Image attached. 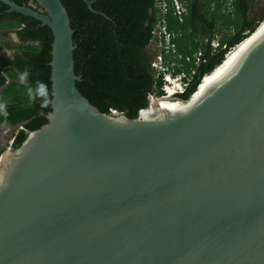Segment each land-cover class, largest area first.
Instances as JSON below:
<instances>
[{
    "label": "water",
    "instance_id": "95a60500",
    "mask_svg": "<svg viewBox=\"0 0 264 264\" xmlns=\"http://www.w3.org/2000/svg\"><path fill=\"white\" fill-rule=\"evenodd\" d=\"M1 1L54 40L48 121L1 156L0 264H264V36L182 113L142 115L197 90L131 118L78 88L62 0Z\"/></svg>",
    "mask_w": 264,
    "mask_h": 264
},
{
    "label": "trees",
    "instance_id": "16d2710c",
    "mask_svg": "<svg viewBox=\"0 0 264 264\" xmlns=\"http://www.w3.org/2000/svg\"><path fill=\"white\" fill-rule=\"evenodd\" d=\"M14 1L43 8L39 0ZM164 1L166 12L159 0H94V9L84 0H62L77 45L75 67L77 75L82 76L77 86L103 112L111 114L116 110L134 118L149 105L150 94H165L163 73L158 74L152 66L149 49L159 23L167 25L176 45V53L166 56L173 73L184 70L190 74L196 70L190 86L177 94L187 100L198 89L201 78L222 64L226 53L251 36L264 21V10L260 17L252 15L256 0H180L187 7L182 15L176 12L174 0ZM219 26L224 27L221 44L227 47L215 49L211 41ZM0 29H15L20 41L14 45L6 42L8 49H16L14 54H0V88H3L0 103L6 104V114L0 113V123L22 126L11 144L16 148L30 131L48 121L52 110L54 35L42 21L9 11L1 0ZM200 50L198 64L195 54ZM25 69L30 75L21 83L19 74ZM37 80L49 87L47 107L42 108L39 99L31 102L27 95V88Z\"/></svg>",
    "mask_w": 264,
    "mask_h": 264
},
{
    "label": "built area",
    "instance_id": "2783aa9c",
    "mask_svg": "<svg viewBox=\"0 0 264 264\" xmlns=\"http://www.w3.org/2000/svg\"><path fill=\"white\" fill-rule=\"evenodd\" d=\"M161 6L163 7L164 12L167 11V4L164 0H159ZM174 2L178 3L177 0ZM176 12L179 15H182L183 11L181 9H176ZM173 35L167 30V25L165 23H159L157 29L155 30V37L152 40V43L149 46L152 54V66L158 71V74L163 73V85L162 89L164 90L166 95L172 96L177 95L179 93L184 92L188 86H190L191 81L193 80V76L196 73L194 69L190 74L186 71L182 70L176 74L173 73V69L169 65V60L166 59V56H169L171 52L176 53V45L172 42ZM208 40V39H207ZM156 43V44H154ZM211 44L215 49L219 47L226 48V44H221V37L219 34H216L215 37L212 38ZM233 47L227 55L234 50ZM202 55V51H198L195 54L196 63H200V57ZM190 60V58H188ZM174 63L171 65L173 66ZM204 77L201 78V82ZM200 84L198 85V87ZM173 89L174 93L171 94L170 90ZM158 97L157 94H150V100L156 99ZM178 100V99H177ZM179 101H182L179 99ZM116 111V110H114ZM22 128V126H20Z\"/></svg>",
    "mask_w": 264,
    "mask_h": 264
},
{
    "label": "bare ground",
    "instance_id": "6f19581e",
    "mask_svg": "<svg viewBox=\"0 0 264 264\" xmlns=\"http://www.w3.org/2000/svg\"><path fill=\"white\" fill-rule=\"evenodd\" d=\"M264 36V21L262 24H260L258 30L254 35L248 37L246 40H244L238 47H236L232 52H230L222 64H220L215 70L211 73L204 76V81L200 83V86L198 87L197 91L192 96V99L184 102L179 101L177 99L167 98L160 100L159 108L152 106L149 109H145L142 112V115L144 117H152L153 119L162 118L161 117V109H163L164 112L167 114H177L182 113L186 109H188L190 106L194 104V102L198 101L207 91L210 87H212L216 82L221 80L223 77H225L230 71H232L243 59L246 52L262 37ZM220 73L219 76H217V73ZM207 76V77H206ZM206 77V78H205ZM213 77H216V79H212ZM170 93L173 94L174 90L171 89ZM155 100V99H153ZM1 160H0V169H1Z\"/></svg>",
    "mask_w": 264,
    "mask_h": 264
},
{
    "label": "rangeland",
    "instance_id": "374dc122",
    "mask_svg": "<svg viewBox=\"0 0 264 264\" xmlns=\"http://www.w3.org/2000/svg\"><path fill=\"white\" fill-rule=\"evenodd\" d=\"M230 2V0H229ZM43 9V8H40ZM264 10V0H256L253 4V10H252V15L253 16H261L262 12ZM224 27L223 26H219V29L217 31V34L220 35V37L222 36ZM15 29H8L3 30L0 29V50H8L9 53L7 54H12L16 49H8L6 47V42H10V44L14 45L19 43L20 41L18 40L16 34L14 33ZM156 44V43H154ZM20 76V74H19ZM12 81V79L8 80V83H10ZM3 88H0V90H2ZM5 104V103H3ZM6 106V104H5ZM6 110V108H5ZM3 113V112H0ZM20 128V126H10L7 123H0V160L2 162V154L9 148H11V144L13 143V139L15 134L17 133L18 129ZM13 148V147H12Z\"/></svg>",
    "mask_w": 264,
    "mask_h": 264
},
{
    "label": "clouds",
    "instance_id": "9594fccd",
    "mask_svg": "<svg viewBox=\"0 0 264 264\" xmlns=\"http://www.w3.org/2000/svg\"><path fill=\"white\" fill-rule=\"evenodd\" d=\"M262 24V23H261ZM259 28V27H258ZM250 37V36H249ZM247 39V38H246ZM245 39V40H246ZM243 42V41H242ZM241 42V43H242ZM240 43V44H241ZM240 44H238L237 46H235V48L236 47H238ZM234 48V49H235ZM30 75V73H29V71L27 70V69H25L24 70V72H22L21 74H20V76H19V80H20V82L21 83H24L26 80H27V78H28V76ZM205 76V75H204ZM203 76V77H204ZM201 83V82H200ZM27 95H28V97H29V100L31 101V102H35L37 99H39L40 101H41V104H40V106L43 108V107H47L48 106V104H49V102H50V100H49V87H48V85L45 83V82H43V81H40V80H37L36 82H35V85L34 86H29L28 88H27ZM180 98V97H179ZM5 108H6V106H5V104H3V103H0V112H3V113H5L6 114V110H5ZM7 186V184H6V181H5V179H4V176H3V174H0V191H2L3 190V188L4 187H6Z\"/></svg>",
    "mask_w": 264,
    "mask_h": 264
},
{
    "label": "flooded vegetation",
    "instance_id": "af4514ba",
    "mask_svg": "<svg viewBox=\"0 0 264 264\" xmlns=\"http://www.w3.org/2000/svg\"><path fill=\"white\" fill-rule=\"evenodd\" d=\"M175 1V0H174ZM177 2L178 3H174V4H176V9L178 10V9H181L183 12L185 11V9L187 8L186 7V5H185V3H183L182 1H180V0H177ZM7 31V30H6ZM15 34H16V32H14ZM16 36H17V34H16ZM18 38V37H17ZM19 40V39H18ZM16 52V50L12 53V54H14ZM9 55V54H8ZM11 55V54H10Z\"/></svg>",
    "mask_w": 264,
    "mask_h": 264
},
{
    "label": "snow or ice",
    "instance_id": "6c2138e0",
    "mask_svg": "<svg viewBox=\"0 0 264 264\" xmlns=\"http://www.w3.org/2000/svg\"><path fill=\"white\" fill-rule=\"evenodd\" d=\"M216 75H217V76H219V75H220V73L218 72ZM212 79H216V77H213Z\"/></svg>",
    "mask_w": 264,
    "mask_h": 264
}]
</instances>
